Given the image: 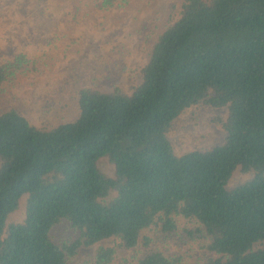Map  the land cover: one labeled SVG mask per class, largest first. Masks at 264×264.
<instances>
[{
    "label": "trees",
    "instance_id": "1",
    "mask_svg": "<svg viewBox=\"0 0 264 264\" xmlns=\"http://www.w3.org/2000/svg\"><path fill=\"white\" fill-rule=\"evenodd\" d=\"M41 74L15 55L0 64V96ZM77 99V117L53 127L0 112V264H70L98 245L95 264H113L117 248L148 247L146 231L180 220L205 240L202 264H264V0H183L131 90ZM198 105L227 110L215 120L225 139L177 153L169 133ZM238 171L251 179L229 188ZM23 198L24 219L9 222ZM63 221L78 235L59 243ZM137 264L183 259L147 250Z\"/></svg>",
    "mask_w": 264,
    "mask_h": 264
},
{
    "label": "rangeland",
    "instance_id": "2",
    "mask_svg": "<svg viewBox=\"0 0 264 264\" xmlns=\"http://www.w3.org/2000/svg\"><path fill=\"white\" fill-rule=\"evenodd\" d=\"M182 1L127 0L123 7L110 8L103 0H0V64L25 53L39 63L42 73L31 84L22 81L0 96V112L15 107L39 127H53L77 117L81 88L131 90ZM226 113V109L198 105L177 119L169 133L177 153L223 143L225 132L215 120ZM102 167L109 174L114 170L106 159ZM249 179L238 171L229 188ZM25 206L23 198L9 222L22 221ZM180 222L175 233L157 227L146 231L148 247L144 241L131 251L117 248L112 240L101 245L117 248L113 264H137L147 250L180 256L183 264H202L205 240L195 223ZM52 235L63 243L78 232L63 221ZM99 246L81 248L70 264H95Z\"/></svg>",
    "mask_w": 264,
    "mask_h": 264
}]
</instances>
